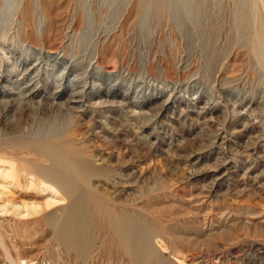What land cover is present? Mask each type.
<instances>
[{
    "label": "rangeland",
    "instance_id": "rangeland-1",
    "mask_svg": "<svg viewBox=\"0 0 264 264\" xmlns=\"http://www.w3.org/2000/svg\"><path fill=\"white\" fill-rule=\"evenodd\" d=\"M9 1L0 0V36L5 33L0 37V66L4 72L12 70L4 88H17L15 76L36 62L41 76L31 87L37 89L36 105H19L15 96L9 100L12 113L0 107V145L19 144L14 150H0L6 155L0 154V264H143L117 250L109 233L93 221L85 223L86 231L76 233V246L52 234L42 217L66 201L37 176L26 175L21 161L47 165L30 148L45 128L90 158L103 157L91 181L102 195L119 199L139 217H148L147 208L153 212V264L160 259L162 264H264V61L236 32L233 0H219L208 37L210 51L202 40L181 34L163 14L142 26L137 19L124 23V7L119 9L111 0H54L59 21L48 48L58 55L41 47L40 31L49 22L39 24L35 15L28 25L9 9ZM30 1L32 7L38 3ZM252 2L256 21L264 26V0ZM217 8L211 11L216 14ZM92 57L98 58L96 68ZM73 89H83L84 107L71 108L67 98ZM39 103L46 104L39 110Z\"/></svg>",
    "mask_w": 264,
    "mask_h": 264
},
{
    "label": "bare ground",
    "instance_id": "bare-ground-1",
    "mask_svg": "<svg viewBox=\"0 0 264 264\" xmlns=\"http://www.w3.org/2000/svg\"><path fill=\"white\" fill-rule=\"evenodd\" d=\"M25 1V0H24ZM23 1V2H24ZM30 1V0H29ZM61 1V0H60ZM59 1V2H60ZM81 1V0H80ZM85 1V0H82ZM90 1V0H89ZM2 2V1H1ZM27 2V3H26ZM22 5L18 2V0H10L9 1V9L11 11L16 10L17 13L21 16L25 23H31L33 21L34 16L37 17V22L41 24L42 22L48 21L49 25L44 26L42 31H40V36L42 38V48L46 47L49 49L51 41H55L57 36V18L58 16L55 14V1L54 0H38L37 5L34 7L30 6L28 0ZM31 2V1H30ZM63 2V1H62ZM233 17L236 26V32L241 37V41H244V44L251 45L253 44V51L255 55L260 59V61H264V26L261 23L256 21L255 17V10L253 6L252 0H233ZM7 3V2H6ZM66 3V2H65ZM111 3L115 6H118L121 9L122 6L124 7L125 13L124 16V23L129 22L132 19H137L138 22L142 26H146L149 19L154 18L155 14H163L166 19L173 23V26L181 33L186 34L187 36L193 35L197 40H202L203 48L206 51L211 50V45L209 43L208 37L212 35V22L217 18L219 13V0H133L131 3L133 4L130 6V1L128 0H111ZM4 4V3H3ZM63 4V3H62ZM89 4V3H88ZM111 4V5H112ZM255 4V3H254ZM5 5V4H4ZM60 5V4H58ZM81 5V4H80ZM2 6V3L0 4ZM69 6V5H67ZM66 6V7H67ZM212 6H218L216 14L211 11ZM62 7V6H61ZM62 13L65 12L64 7L61 8ZM82 7V6H81ZM113 7V6H112ZM111 7V8H112ZM128 7H130L128 9ZM1 8V7H0ZM6 8V7H5ZM68 8V7H67ZM110 8V11H111ZM256 8V7H255ZM2 9V8H1ZM57 9H59L57 7ZM59 9V10H60ZM64 9V10H62ZM118 9V8H116ZM216 7L214 8L215 11ZM15 11V12H16ZM58 11V10H57ZM68 11V10H67ZM85 11V10H84ZM120 11V10H119ZM14 12V13H15ZM69 12V11H68ZM109 12V10H108ZM118 12V11H117ZM13 13V15H15ZM114 14V13H112ZM116 14V13H115ZM119 14V13H118ZM1 15V14H0ZM3 15V14H2ZM60 15V14H59ZM63 16V15H62ZM61 16V17H62ZM109 16V15H108ZM107 16V17H108ZM117 16V15H116ZM153 16V17H151ZM158 16V15H157ZM14 17V16H13ZM122 17V16H121ZM60 19V18H59ZM66 19L67 18H64ZM1 20V19H0ZM8 19H6L7 21ZM19 20V19H18ZM114 20V19H113ZM120 20V19H119ZM12 21V20H11ZM21 21V20H20ZM121 21V20H120ZM217 21V19H216ZM15 22V21H14ZM88 22V21H87ZM36 23V22H35ZM38 23L37 26H38ZM47 23V22H46ZM62 23V22H61ZM161 24V23H160ZM1 25V22H0ZM9 25V24H7ZM15 25V23H14ZM13 25V26H14ZM29 25V24H28ZM72 25V24H71ZM90 25V24H89ZM120 25V23H119ZM35 26V25H34ZM63 26V25H61ZM74 26V23H73ZM122 26V25H121ZM9 27V26H8ZM7 27V28H8ZM12 27V26H11ZM28 27V26H26ZM39 27V26H38ZM71 27V26H70ZM88 26H86L87 28ZM91 27V26H90ZM89 27V28H90ZM127 27V26H126ZM141 27V26H140ZM149 27V26H148ZM152 27V26H151ZM154 27V26H153ZM6 28V29H7ZM30 28V27H29ZM32 28V27H31ZM30 28V29H31ZM41 28V27H40ZM63 28H65L63 26ZM88 28V29H89ZM117 28V27H116ZM217 28V27H216ZM34 29V28H32ZM37 29V28H36ZM39 29V28H38ZM37 29V31H38ZM92 29V28H90ZM118 29V28H117ZM123 29V28H122ZM134 29V27H133ZM140 29V28H139ZM149 30V28H147ZM171 29V28H170ZM175 29V30H176ZM22 30V28H21ZM19 30V31H21ZM35 30V29H34ZM41 30V29H40ZM0 31H2L0 29ZM24 31V30H22ZM30 31V30H29ZM36 31V30H35ZM61 31V30H59ZM74 31V30H73ZM72 31V32H73ZM119 31V30H118ZM66 32V31H65ZM69 32V31H68ZM93 32V31H92ZM91 32V33H92ZM148 32V31H147ZM36 33V32H35ZM190 33V34H189ZM3 34V33H2ZM5 34V33H4ZM3 34V35H4ZM86 34V33H85ZM112 34V32H111ZM1 35V36H3ZM90 35V34H89ZM113 35V34H112ZM237 35V34H236ZM0 36V37H1ZM29 36V34H28ZM34 36V35H33ZM72 36V35H71ZM85 36V35H84ZM117 36V35H116ZM66 37V36H65ZM70 37V36H69ZM87 37V36H86ZM183 37V36H182ZM192 37V36H190ZM27 38V37H26ZM30 38V37H29ZM64 38V37H63ZM101 38V37H100ZM105 38V37H104ZM194 38V40H196ZM238 38V37H237ZM34 39V38H33ZM39 39V38H38ZM65 39V38H64ZM71 39V38H70ZM103 39V37H102ZM107 39V38H106ZM113 39V38H112ZM186 39V38H185ZM187 39H189L187 37ZM235 39V37H234ZM115 40V39H114ZM192 40V39H191ZM196 40V41H197ZM58 41V40H57ZM101 41V40H100ZM195 41V42H196ZM237 41V40H236ZM239 41V39H238ZM41 42V41H40ZM66 42V41H65ZM99 42V41H98ZM105 42V41H104ZM193 42V43H195ZM199 42V41H197ZM63 43V41H62ZM111 43V42H110ZM113 43V42H112ZM115 43V42H114ZM200 43V42H199ZM236 43V42H235ZM243 43V42H242ZM54 44V42H52ZM59 44V43H58ZM96 44V43H95ZM104 44V43H103ZM107 44V43H106ZM188 44L189 41H188ZM192 44V43H191ZM198 44V43H197ZM41 45V44H39ZM116 45V44H115ZM201 45V44H200ZM216 45V44H215ZM60 46V44H59ZM58 46V47H59ZM102 46V45H101ZM110 46V44L108 45ZM107 46V48H108ZM113 46V45H112ZM214 44H212V48ZM252 46V45H251ZM99 47V46H98ZM40 48V47H39ZM106 48V49H107ZM116 48V47H115ZM201 48V47H200ZM41 49V48H40ZM45 49V48H44ZM56 49V48H54ZM217 49V48H216ZM104 50V49H103ZM109 50V49H108ZM111 50V49H110ZM116 50V49H115ZM218 50V49H217ZM251 50V49H250ZM63 51V50H62ZM216 51V50H215ZM42 52H44L42 50ZM41 52V53H42ZM40 53V54H41ZM47 54H57V50L49 49L46 51ZM213 53V52H212ZM106 54V53H104ZM111 54V53H110ZM220 55V54H219ZM254 55V54H253ZM94 56V55H93ZM98 56V55H97ZM109 56V55H108ZM104 57V56H103ZM210 57V56H209ZM57 58V57H56ZM93 58V57H92ZM101 58V57H99ZM108 58V57H106ZM111 58V57H110ZM1 59V58H0ZM93 67H98V58H93ZM104 60H107L104 58ZM208 60V59H207ZM213 60V59H212ZM27 61V60H26ZM36 61V60H35ZM28 62V61H27ZM103 62V61H102ZM8 63V62H7ZM91 63V62H90ZM2 64V63H1ZM41 65V64H40ZM37 62L35 64L30 65L27 67L22 73H19L16 77L17 81V88H4L5 84L10 82V74H12V70H5L2 69L0 66V107L5 108L7 111H10V104L9 100L12 97H18L17 100L18 104L30 105L34 106L38 103V101H34L37 96L36 88H31L35 83H38L41 71L40 66ZM101 65V64H99ZM211 65V64H210ZM26 66V65H25ZM23 68V67H22ZM10 69V68H9ZM221 69V68H220ZM20 70V69H18ZM66 70V69H65ZM99 70V69H98ZM8 71V72H7ZM17 71V70H16ZM7 72V74H6ZM62 78V77H61ZM59 79V77L57 78ZM15 81V82H16ZM78 83V82H77ZM72 85V84H71ZM55 86V85H54ZM60 86V85H58ZM75 86V85H74ZM85 86V85H84ZM87 87V86H86ZM57 87H55L56 89ZM59 88V87H58ZM60 89V88H59ZM43 91V90H42ZM52 91V90H51ZM47 92V91H46ZM56 92V91H55ZM58 92V91H57ZM87 93V92H86ZM44 94V93H43ZM42 94V95H43ZM52 94V92H51ZM54 94V93H53ZM52 94V95H53ZM46 95V94H45ZM51 95V96H52ZM68 95V94H67ZM54 96V95H53ZM52 96V97H53ZM114 96V95H113ZM67 97V96H66ZM84 91L83 89L77 90L73 89L70 93L69 97L67 98L68 103H70L71 108H81L83 105L84 99ZM105 97V96H104ZM103 97V98H104ZM170 97V96H169ZM55 98V97H54ZM53 98V99H54ZM107 99V97H105ZM114 98V97H113ZM128 98V97H127ZM16 99V98H15ZM14 99V100H15ZM41 99V97H40ZM122 99V98H121ZM55 100V99H54ZM91 100V99H90ZM113 100V99H112ZM168 100V99H167ZM40 101V100H39ZM66 101V102H67ZM105 101H108L105 100ZM9 102V103H8ZM36 102V104H32ZM50 102V101H47ZM89 102V101H88ZM87 102V103H88ZM93 102V101H91ZM102 102V101H101ZM104 102V101H103ZM121 102V101H120ZM119 102V103H120ZM16 104V100L14 101ZM53 102L51 101V104ZM64 103V102H63ZM90 103V102H89ZM94 103V102H93ZM107 103V102H104ZM111 103L113 104L114 101ZM116 103V102H115ZM125 103V101H124ZM123 103V104H124ZM173 103V102H172ZM10 104V105H9ZM46 104V103H45ZM44 104V105H45ZM50 104V105H51ZM54 104V103H53ZM56 104V103H55ZM59 105V103H57ZM62 104V103H61ZM66 104V103H65ZM99 104V103H98ZM110 104V102H109ZM111 104V105H112ZM118 104V103H117ZM120 103V105H123ZM13 105V104H12ZM17 105V104H16ZM15 105V106H16ZM44 105H42L44 107ZM49 105V106H50ZM57 105V108H58ZM64 105V104H63ZM92 105V103L90 104ZM89 105V106H90ZM94 105V104H93ZM97 105V104H95ZM94 105V106H95ZM115 105V104H114ZM40 103L37 106L39 109ZM40 106V107H42ZM48 106V107H49ZM62 106V105H61ZM67 106V105H66ZM98 106V105H97ZM117 106V105H116ZM162 106V105H161ZM163 106H169V102L165 101ZM42 107V108H43ZM48 107H45L48 109ZM53 108L55 105L52 106ZM65 107V106H64ZM69 107V106H68ZM84 107V105H83ZM87 107V106H85ZM16 108V107H15ZM27 108V107H26ZM44 108V109H45ZM50 108V107H49ZM108 108V107H107ZM208 108V107H207ZM4 109V110H5ZM13 109V108H12ZM20 109V108H19ZM28 109V108H27ZM26 109V110H27ZM31 109V108H29ZM34 109V108H33ZM45 111L47 112V110ZM51 109V108H50ZM60 109V108H59ZM70 109V108H69ZM68 109V110H69ZM170 109V108H169ZM25 110V111H26ZM40 110V109H39ZM49 110V109H48ZM67 110V109H66ZM65 110V111H66ZM77 110V109H76ZM75 110V111H76ZM89 110V109H88ZM91 110V109H90ZM89 110V111H90ZM108 110V109H107ZM133 110V109H132ZM3 111V110H0ZM15 111V109H14ZM17 111V110H16ZM28 111V110H27ZM30 111V110H29ZM28 111V112H29ZM34 111V110H33ZM52 111V110H51ZM50 111V113H51ZM55 109H53V112ZM61 111V110H59ZM92 111V110H91ZM97 111V110H96ZM102 110L100 109V112ZM131 111V110H130ZM11 112V111H10ZM32 112V111H31ZM43 112V111H42ZM46 112H44L46 114ZM52 112V113H53ZM94 112V111H92ZM91 112V113H92ZM132 112V111H131ZM134 112V111H133ZM199 112V111H198ZM203 112V111H202ZM9 113V112H8ZM12 113V112H11ZM43 113V114H44ZM58 114L60 112H57ZM90 113V115H91ZM137 113V112H135ZM6 114V113H5ZM15 113H13L14 115ZM42 114V115H43ZM70 114V112H69ZM75 115V113H72ZM93 114V113H92ZM109 114V113H108ZM133 114V113H132ZM201 114V113H200ZM3 115V112H2ZM7 115L9 119L11 117ZM39 115V114H38ZM54 115V114H53ZM103 115V114H102ZM106 116V114H104ZM180 115V113H179ZM182 115V114H181ZM16 116V115H14ZM44 116V115H43ZM42 116V117H43ZM50 116V115H49ZM48 116V117H49ZM55 116V115H54ZM67 116V115H65ZM80 116V115H79ZM83 116V115H82ZM112 116V115H111ZM17 117V116H16ZM37 117V116H36ZM41 117V116H40ZM89 117V116H88ZM99 117V116H98ZM103 117V116H102ZM108 117V116H107ZM1 118V117H0ZM3 118V117H2ZM50 118V117H49ZM79 118V117H78ZM93 118V117H92ZM104 118V117H103ZM174 118V117H173ZM197 118V117H196ZM5 119V118H4ZM8 119V120H9ZM59 120V118H57ZM56 119V120H57ZM77 119V117H76ZM110 119V118H109ZM177 119V117H176ZM7 120V119H6ZM6 120H3L4 122ZM13 122L12 119H10ZM9 120V121H10ZM49 120V119H48ZM47 120V123H48ZM89 120V118H88ZM95 120V119H94ZM93 120V121H94ZM102 120V119H101ZM105 120V118H104ZM178 120V119H177ZM46 121V120H43ZM51 121V120H50ZM96 121V120H95ZM98 121V119H97ZM100 121V120H99ZM109 121V120H108ZM10 122V123H11ZM52 122V121H51ZM114 123V121H112ZM116 122V121H115ZM119 122V121H118ZM91 123V122H90ZM105 124V122H102ZM14 124V123H13ZM43 124V123H42ZM45 124V122H44ZM100 124V123H99ZM107 124V123H106ZM110 124V123H109ZM47 125V124H46ZM98 125V124H97ZM16 126V125H15ZM18 126V125H17ZM38 126V125H37ZM36 127V130L37 129ZM42 127V125H40ZM96 126V125H95ZM105 126V125H104ZM103 126V127H104ZM45 127V126H44ZM90 127V125H89ZM94 127V126H93ZM109 125L106 126L109 129ZM113 127V125H112ZM117 127V126H115ZM114 127V128H115ZM246 127V126H245ZM15 128V127H14ZM102 128V127H101ZM100 128V129H101ZM5 129V128H4ZM20 129V128H19ZM96 129V128H95ZM103 129V128H102ZM116 129V128H115ZM119 129V128H118ZM5 129L4 131H6ZM12 130V129H11ZM33 130V129H32ZM93 130V129H92ZM98 130V129H97ZM111 130V129H110ZM113 130V128H112ZM10 131V129H9ZM8 131V132H9ZM18 131V130H17ZM96 131V130H95ZM117 131V129H116ZM20 132V131H19ZM28 132V131H27ZM37 132V131H36ZM62 132V131H61ZM59 132L61 135L62 133ZM100 133L99 131H97ZM96 132V133H97ZM114 132V131H113ZM2 133V132H1ZM34 133V132H32ZM31 131L29 134H31ZM38 134H33L34 141L30 145V148H34L37 154L44 162H47V165L40 164L38 162H30L26 160H21L25 164V174H32V176H37L44 184H47L49 188H53L58 192L60 195V200L63 202L66 201L61 208H58L55 211H51L45 213L42 217L43 221L53 230L54 236L63 244L76 246L78 245L79 241L76 238L77 232L86 231L87 228L85 223L88 221H93L98 223L97 227L103 231L109 233L110 236V243L117 247V250L121 251L128 257H132L136 262L142 261L143 264H153L154 260V247L152 245V239L155 237L157 229L156 224L154 223L155 219L151 217L153 212L147 208L145 211L148 215L145 217H139L135 214L129 212V210L124 206L118 203L117 201L109 200L104 195H102L99 190H96L91 184L92 178L97 177L99 174L100 169L96 167L97 164L100 163L101 160L98 158L100 157L98 154L97 159H92L87 156L86 152H83L78 148H75L71 143L66 140H63L62 137L55 134V131H50L49 128L42 129L41 131L37 132ZM97 133V134H98ZM116 133V132H115ZM10 134V133H9ZM8 134V135H9ZM12 134V133H11ZM14 134V133H13ZM22 134V133H19ZM64 134V133H63ZM17 135V134H16ZM26 135V134H25ZM100 135V134H98ZM112 136V134H110ZM13 136V135H12ZM57 136V137H56ZM11 137V136H10ZM14 137V136H13ZM96 137V136H95ZM105 138V137H104ZM103 138V139H104ZM4 139V138H3ZM11 139V138H10ZM31 139V138H30ZM102 139V138H101ZM14 140V139H13ZM21 140H26L23 138ZM3 141V140H2ZM6 141V140H5ZM4 142V141H3ZM29 142V141H28ZM30 143V142H29ZM22 144V143H21ZM25 144V142H24ZM19 144H4L0 145V150H4L10 148L12 146H18ZM26 145V144H25ZM29 145V144H27ZM79 145V144H78ZM251 145V144H250ZM254 145V144H253ZM248 146V145H247ZM252 146V145H251ZM254 147V146H253ZM29 148V149H30ZM250 148V147H248ZM256 148V147H255ZM13 149V147L11 148ZM9 150V149H8ZM14 150V149H13ZM245 151V148L243 149ZM261 150V149H260ZM7 151V150H6ZM255 151V150H254ZM89 153V151H87ZM8 153V152H7ZM6 153V154H7ZM86 153V154H85ZM253 153V152H252ZM257 153V152H256ZM259 153V151H258ZM0 154H2L0 152ZM12 154V153H11ZM91 154V153H90ZM198 154V153H197ZM3 155V154H2ZM9 155V154H8ZM89 155V154H88ZM257 155V154H256ZM263 155V154H262ZM4 156V155H3ZM33 156V155H32ZM37 156V155H36ZM92 156V154L90 155ZM104 156V155H103ZM194 156V155H193ZM6 157V155L4 156ZM9 157V156H8ZM192 157V156H191ZM1 158V157H0ZM3 158V157H2ZM10 158V157H9ZM20 158V157H19ZM106 158V157H105ZM39 159V161H41ZM108 159V158H107ZM38 160V159H37ZM103 162V161H102ZM105 162V161H104ZM198 162V161H197ZM21 165V164H20ZM127 166V165H126ZM221 166V165H220ZM128 168V167H127ZM224 168V167H223ZM130 169V168H129ZM217 169V167H216ZM215 169V170H216ZM231 169V168H230ZM132 170V169H130ZM221 170V169H220ZM227 170V169H226ZM232 170V169H231ZM236 171V170H235ZM130 172V171H129ZM132 172V171H131ZM234 172V170H233ZM118 173H121L118 172ZM128 173V172H127ZM221 173V172H220ZM126 174V173H125ZM27 175V174H26ZM124 175V174H123ZM122 175V176H123ZM130 175V174H129ZM132 175V174H131ZM244 175V174H243ZM242 175V176H243ZM141 176V175H140ZM220 176V175H219ZM233 176V175H232ZM36 177V178H37ZM116 177V176H115ZM128 177V174L126 178ZM217 177V176H216ZM225 177V176H224ZM121 178V176H120ZM226 178V177H225ZM141 179V178H140ZM139 179V180H140ZM219 179V178H218ZM231 179V178H230ZM235 179V178H234ZM243 179V178H242ZM114 180V179H113ZM112 180V181H113ZM117 180V178H116ZM133 180V179H132ZM131 180V181H132ZM217 180V178L215 179ZM226 180V179H225ZM240 181V179H238ZM237 180V181H238ZM95 181V180H94ZM97 181V180H96ZM123 181V180H122ZM120 181V182H122ZM126 181V180H125ZM219 181V180H218ZM255 181V180H254ZM98 182V181H97ZM96 182V183H97ZM119 182V181H117ZM137 182V181H136ZM253 182V181H252ZM124 183V182H123ZM242 183V182H241ZM222 184V183H221ZM237 184V183H236ZM246 184V183H245ZM258 186V183H256ZM96 185V184H95ZM100 185V184H99ZM128 185V184H127ZM132 185V184H129ZM211 185V183H210ZM208 185V186H210ZM104 186V185H103ZM135 186V185H134ZM254 186V185H253ZM97 187V186H96ZM102 187V186H100ZM106 187V186H105ZM104 187V188H105ZM108 187V186H107ZM106 187V188H107ZM132 187V186H131ZM216 187V186H214ZM48 188V187H46ZM105 188V189H106ZM150 188V187H149ZM213 188V186H212ZM112 189V188H111ZM129 189V188H128ZM132 189V188H130ZM263 189V187H262ZM118 190V189H117ZM115 190V192H117ZM120 190V189H119ZM125 190V189H124ZM102 191V190H101ZM108 191V190H107ZM127 191V190H126ZM133 191V190H131ZM131 191L129 193H131ZM211 191V190H210ZM260 191V188H259ZM264 192V191H263ZM104 193V192H103ZM114 193V192H113ZM134 193V192H133ZM106 194V193H105ZM116 194V193H115ZM132 195V193H131ZM114 198V197H113ZM121 198V197H120ZM63 202V203H64ZM23 206V205H22ZM30 209V208H29ZM25 211V210H24ZM59 212V214H58ZM32 212H30L31 214ZM34 213V212H33ZM145 213V214H146ZM29 211L27 210V215ZM29 214V215H30ZM32 215V214H31ZM88 233V232H86ZM171 236L176 233L169 232ZM54 237V238H55ZM56 240V239H55ZM108 240V239H106ZM57 241V240H56ZM58 243V242H57ZM139 243L138 247L137 244ZM60 245V244H59ZM62 246V245H61ZM140 247V248H139ZM140 251H139V250ZM110 250V246H109ZM132 262V260H130ZM21 264H25L22 262ZM133 264V263H132ZM158 264H162V259H160Z\"/></svg>",
    "mask_w": 264,
    "mask_h": 264
}]
</instances>
